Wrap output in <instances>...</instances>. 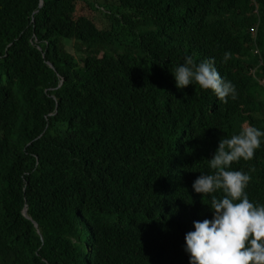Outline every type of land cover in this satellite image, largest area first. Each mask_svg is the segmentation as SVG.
I'll list each match as a JSON object with an SVG mask.
<instances>
[{"label":"trees","instance_id":"obj_1","mask_svg":"<svg viewBox=\"0 0 264 264\" xmlns=\"http://www.w3.org/2000/svg\"><path fill=\"white\" fill-rule=\"evenodd\" d=\"M82 1L0 0V264H190L214 216L193 182L222 138L264 131V0ZM188 56L237 98L177 88ZM229 170L264 205V137Z\"/></svg>","mask_w":264,"mask_h":264},{"label":"clouds","instance_id":"obj_2","mask_svg":"<svg viewBox=\"0 0 264 264\" xmlns=\"http://www.w3.org/2000/svg\"><path fill=\"white\" fill-rule=\"evenodd\" d=\"M230 54L224 55V62ZM176 86L184 89L190 84L213 91L218 99L227 103L237 98V90L225 81L212 62L199 64L191 57L172 71ZM264 131L244 125L241 131L222 138L209 166L213 174H201L193 182V189L203 196H211L212 219L193 221L194 231L185 235V251L190 264H264V205L251 202L246 189L250 175L229 170L233 162L254 159L261 147ZM217 192L223 195L218 197Z\"/></svg>","mask_w":264,"mask_h":264},{"label":"rangeland","instance_id":"obj_3","mask_svg":"<svg viewBox=\"0 0 264 264\" xmlns=\"http://www.w3.org/2000/svg\"><path fill=\"white\" fill-rule=\"evenodd\" d=\"M93 12L89 9L87 3H85L84 1L82 0H79L76 8H75V11H74V15L75 17H79V16H82V15H92ZM97 21H98V18H97ZM74 45L75 43H69V44H66V46L64 47V50L72 53V54H75L76 51L74 49Z\"/></svg>","mask_w":264,"mask_h":264},{"label":"water","instance_id":"obj_4","mask_svg":"<svg viewBox=\"0 0 264 264\" xmlns=\"http://www.w3.org/2000/svg\"><path fill=\"white\" fill-rule=\"evenodd\" d=\"M24 214H25V216H27L29 218V216L27 215V209H25ZM35 227L38 229L37 223H35Z\"/></svg>","mask_w":264,"mask_h":264},{"label":"built area","instance_id":"obj_5","mask_svg":"<svg viewBox=\"0 0 264 264\" xmlns=\"http://www.w3.org/2000/svg\"><path fill=\"white\" fill-rule=\"evenodd\" d=\"M257 11V9L255 10V12ZM263 82V81H262Z\"/></svg>","mask_w":264,"mask_h":264}]
</instances>
